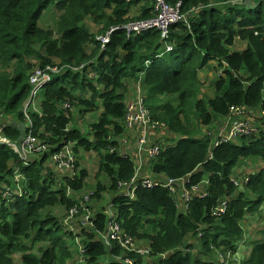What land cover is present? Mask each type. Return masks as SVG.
Listing matches in <instances>:
<instances>
[{"label": "trees", "instance_id": "obj_1", "mask_svg": "<svg viewBox=\"0 0 264 264\" xmlns=\"http://www.w3.org/2000/svg\"><path fill=\"white\" fill-rule=\"evenodd\" d=\"M231 1L166 0L187 17L172 26L169 40L157 30L129 36L120 29L101 49L97 37L110 28L153 18L154 1L0 0V118L8 123L0 133V264H70L71 259L75 264L80 259L79 264H119L111 254L121 251L136 264H218V253H239L245 229L254 225L250 215H259L264 225V169L250 175L240 189L231 182L241 164L264 163V119L255 118L262 125L258 134L235 142L216 146L211 138L200 137L201 129L212 131L216 121L227 131L222 121L232 111H264V0ZM50 7L60 15L54 29H45L40 20ZM133 10H138L135 16ZM214 61L222 66L221 76L213 84L214 95L200 99L198 73ZM47 66H59L63 72L44 90L40 110L29 113L32 134L47 149L25 161L1 138L20 143L23 133L12 120L27 122L23 107L31 95L32 72ZM66 66L79 70L65 72ZM137 82L152 121L170 133L160 141L154 137L161 153L142 159L147 164L143 173V165L138 169L133 158L112 152L119 150L116 139L133 133L126 129L125 117L130 89ZM99 111L97 122L84 133L78 119ZM213 132L221 130L214 127ZM67 145L77 157L73 177L54 161ZM82 152L100 157L89 204L77 195L89 178L81 169ZM190 174L194 183L210 180V195L194 201L186 214L177 209L169 188L140 186L134 199L119 195L121 186L136 175L139 180L177 181ZM17 175L21 183L26 180V194L11 202L5 194L16 190ZM247 176L237 178L243 182ZM108 196L119 209L126 234L140 248H149V257L107 249L101 237L108 218L94 202ZM223 200H229V211L212 217ZM74 208L78 213L70 228L64 219ZM87 208L93 227L81 224ZM76 229L80 234L74 236ZM259 234L263 239L255 241ZM65 237L77 243L78 250H71ZM249 245V255L231 264H264V229H258ZM189 248L192 252L186 251ZM18 254L19 263L14 257Z\"/></svg>", "mask_w": 264, "mask_h": 264}, {"label": "built area", "instance_id": "obj_2", "mask_svg": "<svg viewBox=\"0 0 264 264\" xmlns=\"http://www.w3.org/2000/svg\"><path fill=\"white\" fill-rule=\"evenodd\" d=\"M153 1L155 2L156 13V17L154 19L132 22L120 27L110 28L105 35H99L97 37V40L101 42V49H105L107 44H109L111 41L112 34L120 29L126 30L129 36H131L133 33L139 35L145 31L157 30L161 33L163 40H169L171 27L179 22H185L187 20L186 16L181 13L179 6L170 7L165 0ZM170 47H167V51L172 49V47ZM73 69L78 70L77 68ZM62 72L63 69H61L59 66H47L46 68L36 67L34 69L30 78L32 93L24 105V112L27 117V110H29L31 106L35 105V99L37 98L39 92L44 89L48 83H50L53 75L62 74ZM69 106L70 105L67 102L64 105V109L67 110ZM256 117L257 119H264V111L258 110V113H253L247 109H238L236 111H232L226 122L222 121V123H225L227 128V134L224 136L212 137L216 146L222 144L223 142H235L236 139L242 137H251L258 134L260 132V128H262V125L258 122V120L255 119ZM4 124H7V122L4 121L3 118H0V133H2V130L4 129ZM32 126L33 124L31 122L30 127L32 128ZM125 126L127 129H133V131L136 129L143 130V134H141L139 140L136 141V144L133 146L130 145L127 140H124L121 142L118 152L115 148L112 149V152L119 153V155L125 159L129 157L133 158L137 168L140 169L143 165L142 159L144 157L153 159L160 155V145L156 141L152 140V138L149 137V134L155 131L158 127H162L161 125H157L152 122L151 115L146 109L144 97L140 89L136 95V98L127 105ZM215 135L217 134L215 133ZM209 136H212L211 133H209ZM112 141H115V139ZM1 142L10 146L25 161L29 159L30 155L42 153L44 149H47L46 144L39 142L32 132H30L28 135H23V138L17 145L11 143L5 138H1ZM54 161L59 164V169L65 173L75 170L74 165L76 163V157L72 152L70 145L64 147L63 151L54 157ZM191 177L192 175L186 179L177 181L164 179L153 180L150 178L139 180L136 175V177L130 183H126L121 186L119 193L120 196L134 199L135 190L140 186L148 189H153L155 187L169 188L171 195L174 197L177 209L182 214H186L190 210L191 204L194 200H204L210 194V182L208 180L199 184H193ZM21 180V176L17 175L16 190H7L5 196L9 201L13 202L15 198H21L24 196L20 184ZM231 181L235 186H240L241 184L235 179V177H233ZM248 182L249 177L245 179V183ZM69 193L73 192L69 190ZM94 194L95 191H89L86 195L81 197L84 199L86 204H89ZM112 202L113 201L107 203L105 205V209L103 210L105 214H108V222L106 231L102 234L101 238L104 241L107 249L110 252H113L115 249H122L128 253H135L136 255H140L145 258L149 257L151 254L150 249L146 247L140 248L138 246L139 244L135 242L136 240L132 236L126 234L125 230L123 229L122 222L118 218L117 209ZM99 210L102 211L101 208H99ZM227 211L228 201H223L219 206L213 209L212 215L214 217H222L227 213ZM85 212L86 213L82 217L81 224L85 227H93L91 223L90 209L87 208ZM77 213L78 210L76 208L69 212L68 217L64 220L66 226L73 228L74 217ZM203 230L204 227L201 226L198 233V239L200 240L204 237ZM189 244L194 243L192 240H190ZM195 244L198 245L199 243L196 242ZM117 246H119V248ZM186 251L192 252V249L189 248ZM80 253L83 255L82 249H80ZM111 257L119 264H136V261L133 258L126 256L122 251L119 254L112 253ZM236 257L238 256L231 252L226 255L218 253L217 262L218 264H231V262H238V260L234 261ZM162 258L165 259L166 255H163Z\"/></svg>", "mask_w": 264, "mask_h": 264}, {"label": "rangeland", "instance_id": "obj_3", "mask_svg": "<svg viewBox=\"0 0 264 264\" xmlns=\"http://www.w3.org/2000/svg\"><path fill=\"white\" fill-rule=\"evenodd\" d=\"M60 12L56 9V7H50L42 16L41 20H40V26L45 28V29H54L55 24L57 22V19L59 18ZM90 26L96 28V26L94 24H90ZM92 28V29H94ZM97 29V28H96ZM237 47L241 48V46H238V41H237ZM236 49V47H235ZM166 55H169V53H167ZM218 62L214 61L209 63L208 66H206L204 69L200 70L198 73V81L200 84V89H201V95L199 96V98H210L214 95V82H216L218 80V78L221 76V70H222V66L221 65H217ZM135 89V86L134 88ZM44 99V90H41L37 96V98L35 99L36 101V108H38L37 111H39L40 105L42 103ZM99 112L94 113V114H89L87 115L84 119H78V121L80 122V126L79 128L84 132L87 133L90 130V124L92 122H97L98 117H99ZM190 117V116H189ZM191 121H195L194 118H191ZM17 120V119H16ZM18 121V120H17ZM28 125V121L25 122ZM219 121H216L213 124V128H211V135H215V133L213 132L214 127H217L218 129L221 130L220 134L215 135L214 137L217 136H224L226 135V131H224L220 126H219ZM200 130V129H199ZM204 129H201V136L200 137H205V135L208 133V130L203 131ZM200 135V134H199ZM81 155H83V160H82V165H81V169H86L89 173V178L86 181V186L85 188L78 192L77 195L78 196H84L87 194V192L93 190L95 188V186L97 185V179L95 178V174L98 170V164H99V160L100 157L98 155L93 156L91 153H86L84 154V152L81 153ZM29 161V160H28ZM74 167L76 168V164L74 165ZM261 168H264V163L260 162L258 164H254L253 162L249 161L247 163V165L245 164H241L239 168L236 169V174L233 175V177H237V175L239 174H248V175H252L253 173H255L256 171H260ZM66 175L70 174V173H64ZM72 175V174H70ZM57 180H61L60 177H58ZM249 181H250V176H249ZM103 182H106L105 179H103ZM108 183V181H107ZM106 205V203H103L102 206ZM56 209H52L51 211L55 212ZM49 211V209L47 210ZM258 213V212H256ZM264 220V219H263ZM250 222H254V225L251 228L245 229V233L242 236V239L239 243V253L238 252H233L231 251V253L235 254V255H239V257H236L234 259V261H240V257L245 256L246 254L249 253V251L251 252V249L249 246V244L251 243V241L253 240V238L255 237L258 229L262 228L264 229V225L261 223V219L259 217V215H250ZM80 234V230L76 229L74 232V236ZM66 242H68V246L71 248V250H78V246L77 243H73L69 237H65L64 238ZM259 239H263L262 235H257L256 240ZM250 249V250H249ZM80 255V254H79ZM16 258V262L19 263V257L20 255H15L14 256ZM75 258V257H74ZM104 259H102L103 261ZM75 259H71L70 260V264H75ZM81 262V259L77 261L76 264H79ZM229 264V263H228ZM239 264H243V262H240Z\"/></svg>", "mask_w": 264, "mask_h": 264}, {"label": "clouds", "instance_id": "obj_4", "mask_svg": "<svg viewBox=\"0 0 264 264\" xmlns=\"http://www.w3.org/2000/svg\"><path fill=\"white\" fill-rule=\"evenodd\" d=\"M166 1V0H165ZM243 2V0H234V1H231V3H233V4H235V5H237V4H241ZM155 3V2H154ZM167 3V2H166ZM170 6V5H169ZM170 7H173V6H170ZM156 17V14H155V16L153 17V18H151V19H154ZM150 19V20H151ZM187 19V18H186ZM132 23V22H131ZM180 23V22H179ZM175 25V24H174ZM173 25V26H174ZM172 28V27H171ZM123 30V29H122ZM167 47H170V45H167ZM171 48V47H170ZM166 51H167V48H166ZM169 51H171V50H169ZM169 51H167V52H169ZM167 53H164L162 56H165ZM217 65H220L219 64V62H218V64ZM71 68L72 70H74L73 68L74 67H70V66H66L65 67V72H66V69L67 68ZM225 67H226V65H225ZM41 68V67H40ZM62 69V68H61ZM78 69V68H77ZM79 70V69H78ZM75 71H77V70H75ZM33 73V72H32ZM56 75H59V74H56ZM56 75H53V77L54 76H56ZM53 77H52V79H53ZM52 79H51V81H52ZM51 81H50V83H51ZM50 83H48L47 85H46V87L50 84ZM45 87V88H46ZM45 88L44 89H42V90H45ZM135 89H137L138 91H139V89L141 90V92H142V95H143V90H142V85H141V83L140 82H137V83H135ZM31 93H32V91H31ZM138 94V93H137ZM31 96V95H30ZM144 97V96H143ZM30 98V97H29ZM135 98H136V95H135ZM135 98H133L131 101H129V102H132ZM27 102V101H26ZM25 102V103H26ZM128 102V103H129ZM144 103H145V99H144ZM35 105H33V106H31L30 108H29V110H27V112H28V117H29V113H31V112H38L37 110H38V108H36L35 106H36V102L34 103ZM25 105V104H24ZM128 105V104H127ZM146 106V105H145ZM64 107V106H63ZM147 109V108H146ZM39 110H40V108H39ZM148 110V109H147ZM149 111V110H148ZM23 113L25 114V112H24V107H23ZM149 113H150V115L152 116V114H151V112L149 111ZM25 116H26V114H25ZM27 116H26V119H27V121L29 122L28 123V125L26 124V123H22V122H20V121H17V120H12V124H14L15 123V127H18L21 131H22V133H23V135H25V134H29L30 132H32V128L30 127V123L32 122V120L30 119V117L28 118ZM126 118V117H125ZM151 120H152V118H151ZM4 121H6V119H4ZM7 122V121H6ZM153 122V121H152ZM154 123V122H153ZM8 124V123H7ZM32 124H33V122H32ZM155 124H157V125H160V124H158V123H155ZM162 127H158L155 131H153V132H151L150 134H149V137H151L152 138V140H154V141H156V142H159L161 139H163V138H168L169 136H170V133L169 132H167L164 128H163V125H161ZM33 127V126H32ZM126 127V126H125ZM127 129V128H126ZM206 130H208V133L205 135V137H208V138H211L212 140H213V138L212 137H214V135H212V136H209V133L211 132L210 131V129H206ZM28 131V132H27ZM134 131H136V132H138V133H140V136H141V134H143V130H139V129H136V130H134ZM152 133H156V134H158V136H156V135H152ZM127 135V134H126ZM126 135H122V136H120L118 139H116L118 142V144H119V148H120V146H121V142L122 141H124V139L126 138ZM140 136L137 138V141L139 140V138H140ZM112 138L114 137V135H112L111 136ZM154 137H156V138H158L159 139V141L156 139V138H154ZM22 138H23V136H22ZM6 139V138H5ZM9 140V139H8ZM11 143H13L11 140H9ZM214 141V140H213ZM15 144V143H14ZM68 146V145H67ZM66 147V146H65ZM11 148V147H10ZM64 148V147H63ZM12 149V148H11ZM13 150V149H12ZM14 151V150H13ZM15 152V151H14ZM18 154V153H17ZM19 155V154H18ZM33 155V154H32ZM76 161H77V157H76ZM135 162V161H134ZM76 164V163H75ZM136 165V164H135ZM137 167V166H136ZM264 169V168H263ZM68 173H70V174H72V175H70V174H68L69 175V177H73L74 176V174H75V170H73V171H70V172H68ZM190 175H192V174H190ZM190 175H188L187 177H185V178H182V179H186V178H188ZM248 175V174H247ZM250 175H248L247 177H249ZM247 177H245V179L247 178ZM192 178H193V176L191 177V181H192ZM233 177H231V179H232ZM235 179L239 182V183H241L240 184V186H236V187H238L239 189L240 188H242L243 186H245V185H247L248 183H245V179H244V181L243 182H241L237 177H235ZM209 181L210 182V180L209 179H206L205 181ZM204 182V181H203ZM232 182V181H231ZM25 183H26V180L25 181H23L22 183H21V187H22V190H23V194H24V196H25V194H26V189H25ZM192 183L193 184H199V183H194L193 181H192ZM200 183H202V182H200ZM233 183V182H232ZM95 188H96V186H95ZM95 188L93 189V190H91V191H95ZM209 191H210V189H209ZM120 195V194H119ZM210 195V194H209ZM23 196V197H24ZM106 196V195H105ZM23 197H21V198H23ZM17 199H20V198H15V200L13 201V202H15ZM205 200V199H204ZM111 201V199H110V196H108V197H105V199H104V201L102 202V203H99V202H94L95 204H97L98 206H99V208H101L102 209V211L105 209V205L104 206H102V204L103 203H109ZM194 201H196V200H194ZM193 201V202H194ZM223 201H228V211H229V200H223ZM223 201H221L217 206H219ZM192 202V203H193ZM113 203V202H112ZM114 204V203H113ZM114 206H115V204H114ZM216 206V207H217ZM116 207V206H115ZM215 207V208H216ZM116 209H117V212H118V218H119V209L116 207ZM227 211V212H228ZM212 212H213V210H212ZM212 212H211V216L212 217H214L213 215H212ZM181 213V212H180ZM106 216H107V218H108V214L106 213L105 214ZM226 215V214H225ZM67 218V217H66ZM65 218V219H66ZM64 219V220H65ZM122 222V221H121ZM65 223V222H64ZM122 225H123V222H122ZM124 229V228H123ZM245 233V232H244Z\"/></svg>", "mask_w": 264, "mask_h": 264}, {"label": "crops", "instance_id": "obj_5", "mask_svg": "<svg viewBox=\"0 0 264 264\" xmlns=\"http://www.w3.org/2000/svg\"><path fill=\"white\" fill-rule=\"evenodd\" d=\"M138 11V10H137ZM137 11H135V10H133L132 11V15L133 16H135L136 15V13H137ZM132 92V99L133 98H135V95H137V93H138V90L137 89H130V92H129V94ZM128 94V95H129ZM131 99V100H132ZM130 100V101H131ZM129 101V100H128ZM128 135H131L130 137H128ZM152 135H156V136H158V134H156V133H152ZM140 136V133H138V132H136V131H133V133L132 134H130V133H128L127 135H126V138L124 139V140H127L128 142H129V144L130 145H134V144H136V141H137V138ZM143 168H142V173H143V170L145 169V168H147V164H146V162H144L143 163V166H142ZM249 253H250V251H249ZM249 253L248 254H246L244 257H246L247 255H249Z\"/></svg>", "mask_w": 264, "mask_h": 264}, {"label": "bare ground", "instance_id": "obj_6", "mask_svg": "<svg viewBox=\"0 0 264 264\" xmlns=\"http://www.w3.org/2000/svg\"><path fill=\"white\" fill-rule=\"evenodd\" d=\"M186 18H187V17H186ZM164 43H165V42H164ZM167 45H168V44H167ZM52 82H53V81H52ZM52 82H51V83H52ZM45 89H46V88H45ZM30 118H31V116H30ZM153 122H154V121H153ZM118 154H119V153H118ZM167 180H168V179H167ZM163 188H164V187H163ZM106 257H107V256H106Z\"/></svg>", "mask_w": 264, "mask_h": 264}]
</instances>
